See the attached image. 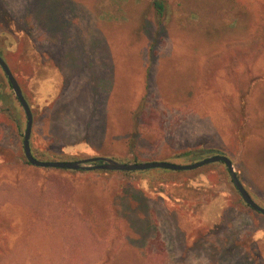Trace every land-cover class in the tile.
<instances>
[{
	"label": "rangeland",
	"instance_id": "obj_1",
	"mask_svg": "<svg viewBox=\"0 0 264 264\" xmlns=\"http://www.w3.org/2000/svg\"><path fill=\"white\" fill-rule=\"evenodd\" d=\"M31 1L0 0V54L30 104L39 159L192 163L225 154L264 207V0H165L160 18L154 0H63L62 42L40 26ZM69 47L84 62L71 76ZM251 78L258 83L243 112ZM251 114L243 144L238 122ZM26 124L0 66V264H264V214L244 201L226 164L38 167L24 153ZM37 190L52 192L69 217L76 208L91 218L96 207L91 220L108 231L107 245L91 233L88 253L79 251L68 239L85 227L71 219L67 233L49 212L36 214Z\"/></svg>",
	"mask_w": 264,
	"mask_h": 264
},
{
	"label": "trees",
	"instance_id": "obj_2",
	"mask_svg": "<svg viewBox=\"0 0 264 264\" xmlns=\"http://www.w3.org/2000/svg\"><path fill=\"white\" fill-rule=\"evenodd\" d=\"M64 1L63 0H32L30 2V5L28 9L32 10L33 14L35 15L36 19L38 20L41 27L45 28L51 36L56 39L58 42H62L65 38L64 35H66V21H65V16H64ZM155 12L160 18L162 15H164L166 8H167V3L165 0H154L153 1ZM237 17L239 18L240 21L243 20L241 17V14L237 12ZM241 27V24H240ZM60 32L62 34H60ZM65 43V41H64ZM73 49V50H72ZM69 51L64 53L65 58L67 59L66 64L68 65V75H74V74H79L84 70V62L82 58L80 57V54L78 51H75L74 48L72 47ZM256 81V82H255ZM258 83V80L255 78L250 79V84L247 90L243 91L240 96L241 100V111H245L247 109L248 103L250 102L251 96L254 95L255 93V88ZM245 114V113H243ZM253 114V112H252ZM252 114L250 115L251 120L247 121L249 117L242 116L240 117V120L238 122L239 124V129H243V132H241L238 136V139L241 143H245L247 139L249 138L250 130L253 127V118ZM247 118V119H246ZM264 123V122H263ZM247 125V128H246ZM249 127V130H248ZM213 150H209L208 152H211ZM204 152V153H208ZM34 153V151H33ZM197 153L196 150H189L185 152L184 155H191ZM34 155L38 158V156L34 153ZM116 158V157H114ZM118 159V158H116ZM124 162V161H123ZM160 169V168H157ZM101 172H111L110 170H98ZM143 171H149V170H143ZM125 173H132L134 171H123ZM33 202L31 207L33 208L34 212L39 215H44L47 212L51 215V219H54L55 223L60 222L61 223V229L67 230V233H69L68 230V224L71 222V219L74 221H78V223H81L80 225L85 227V230L82 232V236L76 233V230H74V233L72 235H66L69 236L68 240H71V242H75L77 246H79L78 250L81 251L83 249L84 253H88L87 250L89 249V244H88V237L93 235L95 241L97 244H104L107 245V239H108V231H103V234L100 235L96 230H94V226L98 225V220H95L93 222L91 218H94L97 212V208L94 207L93 205L90 208L89 211V217L85 218L83 217V220H81L80 214L78 210H75L76 208H73L72 211L70 212V217L68 216L69 214L67 213L66 209H64V206L60 201L57 200V198L54 197L53 193L50 191L44 192L43 190L39 191L37 190L33 194ZM53 197L55 199H53ZM68 217V218H67ZM114 229L118 230V222L114 220ZM105 224V223H102ZM106 232V233H105ZM120 233V231H117ZM94 233V234H93ZM101 237H99L98 235ZM84 234V235H83ZM95 235V236H94ZM112 236V234H111ZM72 238V239H70ZM113 241L116 240V238L111 237ZM86 246V249L84 248ZM81 247V249H80ZM88 248V249H87ZM84 256V254H80L79 257Z\"/></svg>",
	"mask_w": 264,
	"mask_h": 264
},
{
	"label": "water",
	"instance_id": "obj_3",
	"mask_svg": "<svg viewBox=\"0 0 264 264\" xmlns=\"http://www.w3.org/2000/svg\"><path fill=\"white\" fill-rule=\"evenodd\" d=\"M0 66L3 68L10 85L12 86L16 97L19 102L22 104L26 116L27 124L26 130L24 133L23 139V149L28 161L38 167L46 168H64L71 170H81V171H90V170H110V171H143L149 169L163 168L174 171H187L194 170L204 165L222 162L226 164L233 182L240 192L244 201L254 210L264 214V207L261 206L256 200L252 197L248 189L245 187L244 183L238 176L233 160L225 154H215L205 157L199 161L192 163H177L166 160H154V161H142V162H123L119 159L110 156H93L85 159L73 160V161H63V160H42L37 158L32 150L31 145V136L33 130V113L30 107V104L27 98L24 95L23 89L12 72L9 64L5 58L0 54Z\"/></svg>",
	"mask_w": 264,
	"mask_h": 264
}]
</instances>
